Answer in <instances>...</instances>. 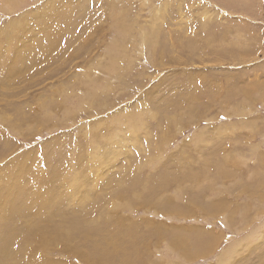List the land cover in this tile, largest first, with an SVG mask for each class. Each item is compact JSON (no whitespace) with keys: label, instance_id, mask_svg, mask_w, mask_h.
I'll list each match as a JSON object with an SVG mask.
<instances>
[{"label":"rangeland","instance_id":"374dc122","mask_svg":"<svg viewBox=\"0 0 264 264\" xmlns=\"http://www.w3.org/2000/svg\"><path fill=\"white\" fill-rule=\"evenodd\" d=\"M7 230L0 264H264V0H0Z\"/></svg>","mask_w":264,"mask_h":264},{"label":"bare ground","instance_id":"6f19581e","mask_svg":"<svg viewBox=\"0 0 264 264\" xmlns=\"http://www.w3.org/2000/svg\"><path fill=\"white\" fill-rule=\"evenodd\" d=\"M17 59L18 58H16L15 60L17 61ZM7 189L5 190V196L10 202V207H15L17 209V212L19 211L21 214H25L29 209V205L33 204L32 198H29V197L22 198L19 196H16L15 198H11L7 193ZM33 205L35 207L34 210L36 211L37 210L36 202H34ZM35 211H34V214H35ZM75 224H77V222H75L72 225H69V227L73 228ZM14 235H15L14 232H12L11 230L4 231L2 234H0V243H1L0 251L1 252L6 253V251L12 249L13 245L18 242V239L13 238ZM39 236H40L39 230L35 226H32L28 232L23 234L24 238H22L21 242H18V246L23 245L26 242V239L30 237L37 238L36 240H41L45 243H48L51 240L50 238L39 237ZM126 261L130 263L129 260H126ZM101 264H104V263H101Z\"/></svg>","mask_w":264,"mask_h":264}]
</instances>
